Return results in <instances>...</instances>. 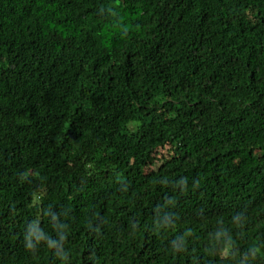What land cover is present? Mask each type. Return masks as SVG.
Returning a JSON list of instances; mask_svg holds the SVG:
<instances>
[{"label":"trees","instance_id":"1","mask_svg":"<svg viewBox=\"0 0 264 264\" xmlns=\"http://www.w3.org/2000/svg\"><path fill=\"white\" fill-rule=\"evenodd\" d=\"M0 264H264V0H0Z\"/></svg>","mask_w":264,"mask_h":264}]
</instances>
